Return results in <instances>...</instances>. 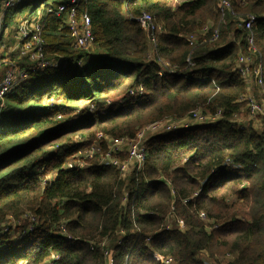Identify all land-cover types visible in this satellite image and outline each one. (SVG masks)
Returning <instances> with one entry per match:
<instances>
[{
    "label": "trees",
    "instance_id": "1",
    "mask_svg": "<svg viewBox=\"0 0 264 264\" xmlns=\"http://www.w3.org/2000/svg\"><path fill=\"white\" fill-rule=\"evenodd\" d=\"M29 1L7 11L5 30ZM228 1L233 14L211 41L220 0H82L99 60L83 59L82 67L73 62L85 54L71 48L62 19L47 14L69 0H39L23 17L40 21L47 57L65 65L29 71L0 108V223L25 212L38 219L36 231L20 238L0 230V264H43L51 253L56 264H105L100 249L90 250L103 240L113 264H161L159 256L203 264L204 255L227 254L228 264H264V120L258 129L231 123L247 89L236 60L257 54L237 15L257 17L252 32L264 80V0ZM141 13L160 27L155 49L130 20ZM191 34L205 43L191 45ZM158 57L177 74L158 77ZM139 87L143 95L128 96ZM195 111L221 117L150 137L144 166L125 179L112 166L64 169L96 142L104 151L99 135L132 139L149 124ZM170 215L185 229L161 231ZM61 223L71 240L53 230Z\"/></svg>",
    "mask_w": 264,
    "mask_h": 264
},
{
    "label": "built area",
    "instance_id": "2",
    "mask_svg": "<svg viewBox=\"0 0 264 264\" xmlns=\"http://www.w3.org/2000/svg\"><path fill=\"white\" fill-rule=\"evenodd\" d=\"M24 0H0V69H3L2 76L0 77V108L4 107V99L7 95L11 94L20 84L29 80V71H43L46 69L57 68L65 65V61L62 57L56 59L48 58L45 49L46 44L42 38V28L40 21H30L29 19L22 18L14 26V33L9 38L8 29L5 30V14L8 10L14 9ZM176 3L177 0H172ZM82 0H69L68 3H62L56 9H48V15H54L55 17L62 19V29L68 31L71 48L79 51L80 53H88L89 49L93 47V35L91 31V21L87 12L80 11V5ZM219 23L216 29L212 33L211 41L218 39L220 25L223 24L225 14L232 12L231 3L228 0H220L219 4ZM256 16L253 14L237 15V19L241 21L240 25L248 32L247 45L252 53H257L255 56H238L236 60V72L238 76L245 82L247 92L240 98V101L246 104L245 110L250 118H261L260 122L251 123L250 121H236L239 118L235 114L231 123L237 128H247L251 123L254 129L260 128L261 122L264 120V80H263V65L262 56L259 54L254 45V34L252 28L256 22ZM130 20L137 22L142 30L148 33L149 44L153 49L156 48V36L160 32V27L154 22L153 18L147 13H141L137 17H130ZM209 31V26H205L200 34L203 36ZM189 43L193 46L203 45L205 39L198 42L196 34H191L187 37ZM28 62V65L25 64ZM187 66L190 67L193 64L190 60V54L186 59ZM77 66L82 67L83 57L74 59ZM156 63L159 67L157 73L158 77L176 75V66L170 64L168 61L157 58ZM251 90H254L252 93ZM144 94L143 88L139 87L136 90H131L128 93L129 97H138ZM221 112L215 115H204L200 111L192 112L190 115L180 119H165L150 124L147 127L141 129L132 139H110L111 144L116 148H119L121 152V146L127 145V160L126 161H111L109 166L116 167L120 173L121 178L125 179L133 170H140L145 164L147 158V152L145 143L150 137L159 134H166L170 132H176L181 130H187L195 125H208L215 123L221 117ZM98 140H105L106 136L99 135ZM128 142V144H127ZM100 152L98 142L94 143L91 147L85 148L75 154V163H67L64 165V169H83L89 166H107L100 164V162L88 163V159H93L94 156ZM111 153L107 154L109 157ZM127 197V194L125 195ZM25 219L27 225L24 230L14 233V230L9 232L7 227H3L1 230L9 235H17L19 238L25 234L32 233L38 228V219L33 214H26ZM200 217L206 220L204 214ZM173 223V225H172ZM4 224V223H2ZM173 228L182 229L185 228L182 221L176 220L172 215L166 217L161 231H171ZM53 230L57 235L64 239L71 240V236L67 233L65 223H61ZM149 239V238H147ZM108 243L103 240L99 243L90 242V250L98 248L102 252L105 258V264H113L112 256L113 252L107 247ZM60 257L56 253L46 259L43 264H56ZM161 264H176L170 257H158ZM232 260L231 255L227 254L222 257L215 256L210 258L208 255L202 257L203 264H228ZM19 264H28L26 261H22Z\"/></svg>",
    "mask_w": 264,
    "mask_h": 264
},
{
    "label": "rangeland",
    "instance_id": "3",
    "mask_svg": "<svg viewBox=\"0 0 264 264\" xmlns=\"http://www.w3.org/2000/svg\"><path fill=\"white\" fill-rule=\"evenodd\" d=\"M39 0H30L29 1V5L25 8L24 12L20 15L21 18L27 16L32 9L37 5ZM18 18L12 19L9 21V30H8V37L10 38L13 33H14V26H15V21ZM85 54V58L83 57V59H85L84 64L85 65H92L94 63H98V56H97V49L96 47H92L91 49H89L88 53H84ZM3 73V69H0V77L2 76ZM247 92V89H246ZM251 92L253 93L254 90H251ZM244 103V102H243ZM245 104V103H244ZM246 107V104H245ZM245 107L243 109V111L238 114L237 116L239 118H236V121H250L251 123H255V122H260L261 118H250L248 113L245 110ZM90 110H93L92 108H90ZM150 125V124H149ZM147 125V126H149ZM145 126V127H147ZM155 136V135H154ZM107 137V136H106ZM111 138L107 137L104 142V151L103 149L100 150L99 154L94 156L93 159H88L87 162L89 163V161H91V163L94 162H100V164H105L107 166L110 165L111 161L113 160H117V161H126L127 160V145H123L121 146V152H119V148H117L116 151H114V149L116 148L114 145L111 144L110 141ZM148 140V139H147ZM128 144V142H127ZM111 153V155L108 157L107 154ZM75 155L72 156V158H70L65 164L67 163H75L76 160L74 159ZM122 157V158H121ZM116 168V167H115ZM117 169V168H116ZM26 214H32L31 212H25V214L19 219V220H14L13 218L9 217L5 220V222H3L4 224L0 223V230L3 229V227H7L9 232L14 230V233H18L19 231H22L25 229L26 225H27V221L25 219V215ZM173 225V223H172ZM185 228H182L180 230H184ZM218 257H222V255L218 256Z\"/></svg>",
    "mask_w": 264,
    "mask_h": 264
},
{
    "label": "crops",
    "instance_id": "4",
    "mask_svg": "<svg viewBox=\"0 0 264 264\" xmlns=\"http://www.w3.org/2000/svg\"><path fill=\"white\" fill-rule=\"evenodd\" d=\"M172 5H173V6L177 5V2H176V3L172 2Z\"/></svg>",
    "mask_w": 264,
    "mask_h": 264
}]
</instances>
